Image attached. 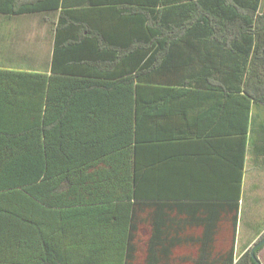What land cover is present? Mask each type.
<instances>
[{
  "label": "trees",
  "instance_id": "trees-1",
  "mask_svg": "<svg viewBox=\"0 0 264 264\" xmlns=\"http://www.w3.org/2000/svg\"><path fill=\"white\" fill-rule=\"evenodd\" d=\"M263 1L0 0L3 15H49L54 32L50 76L2 71L17 88L14 99L0 101V264H124L144 226L164 222L161 206L173 197L163 167L146 163L145 141L138 137V82L155 72H178L179 86L193 94L224 95L229 110L241 93L243 112L250 110L249 99L264 106ZM105 30L134 31L149 59L138 69L143 53L130 52L125 59L132 67L112 74L120 77L112 86L113 108L130 111L128 126L107 138L76 132L72 142L55 112L76 100L63 93L58 98L52 86L62 75H86L81 63L60 72L58 57L105 55L108 49L93 42L104 39L99 34ZM69 37L74 42L64 46ZM187 55L195 61L181 63ZM156 56L163 58L160 64H154ZM221 78L223 83H212ZM79 100L90 104L86 94ZM233 193L224 199L226 208H212L209 222L197 221L210 245H220L219 261L209 264H234L239 181Z\"/></svg>",
  "mask_w": 264,
  "mask_h": 264
},
{
  "label": "crops",
  "instance_id": "crops-1",
  "mask_svg": "<svg viewBox=\"0 0 264 264\" xmlns=\"http://www.w3.org/2000/svg\"><path fill=\"white\" fill-rule=\"evenodd\" d=\"M50 22V16L43 14H0V101L14 99L17 87L10 80L9 72L50 76L54 33ZM87 34V31L81 32L80 39ZM99 35L104 39L93 42L101 46V50L108 49L105 55L89 51V55L77 52L64 54V59L61 55L58 57L56 68L60 72L70 64L81 63L79 68L86 75H62L56 79L55 87L52 86V93L58 98L63 93L69 96L67 100H76L74 106L69 107L67 103L66 109L55 112L57 125L65 123V134L72 137V142H75L76 132L78 136L84 133L93 139L98 134L107 138L128 126L125 115L130 111L123 106L119 111L113 108L112 86L120 77L114 78L112 74L119 76L122 69L132 67L129 57L125 59L130 52L143 53L142 61L137 58L138 69L149 59L144 55L146 46L138 45L140 36L134 31L105 30ZM69 39L63 42L64 46L74 42ZM134 39L137 45L132 44ZM207 49L202 52H212ZM156 57H153L154 64H160L163 58ZM195 59L196 56L187 55L181 63ZM173 62L175 58L171 57L168 66ZM178 76V72H155L151 79L142 78L138 82L135 120L138 137L145 141L146 163L163 167L170 183L169 194L173 197L166 203L168 206H161L164 222L144 226L143 238L138 241L136 251L126 253L124 264L219 261L220 245L216 242L210 245L205 239L209 235L197 221L209 222L210 213L216 207L226 208L229 202L224 199L236 196L233 193L236 181H239L240 194L234 263L238 258V245L243 243L245 252L264 233V106L249 99L250 110L243 112L238 105L242 102L241 93L233 99L235 104L229 110L226 96L190 93L189 87L179 86ZM223 81L221 78L212 83ZM85 94L90 104L81 105L79 99ZM157 194L153 193L152 197ZM210 199H218V202ZM240 222L244 226V237L238 234ZM155 230L157 233H153Z\"/></svg>",
  "mask_w": 264,
  "mask_h": 264
},
{
  "label": "flooded vegetation",
  "instance_id": "flooded-vegetation-1",
  "mask_svg": "<svg viewBox=\"0 0 264 264\" xmlns=\"http://www.w3.org/2000/svg\"><path fill=\"white\" fill-rule=\"evenodd\" d=\"M253 245H251L249 248H247L245 252L239 254L238 258L234 264H256L255 261L253 260L252 256H251V250H252ZM248 252L250 253L251 259H250V257H247L244 259L245 255ZM255 254H256V257L259 259V261H261V263L263 264L264 263V245L261 246L260 248H258L256 250Z\"/></svg>",
  "mask_w": 264,
  "mask_h": 264
},
{
  "label": "water",
  "instance_id": "water-1",
  "mask_svg": "<svg viewBox=\"0 0 264 264\" xmlns=\"http://www.w3.org/2000/svg\"><path fill=\"white\" fill-rule=\"evenodd\" d=\"M263 245H264V237L259 239L252 247L251 256H252V258H253V260L255 261L256 264H262L261 261H259V259L256 257L255 252H256V250L258 248H260Z\"/></svg>",
  "mask_w": 264,
  "mask_h": 264
},
{
  "label": "rangeland",
  "instance_id": "rangeland-1",
  "mask_svg": "<svg viewBox=\"0 0 264 264\" xmlns=\"http://www.w3.org/2000/svg\"><path fill=\"white\" fill-rule=\"evenodd\" d=\"M262 9H263V11H264V1H263V4H262ZM241 216H243V214L241 215ZM242 219V218H241ZM240 226H239V231H238V234H239V236H241V237H244L245 236V230H244V226H243V224H242V222H240ZM254 244V243H253ZM252 244V245H253ZM239 247H238V255L239 254H241L242 252H243V250L245 249V246H244V244L243 243H240L239 245H238ZM264 264V263H263Z\"/></svg>",
  "mask_w": 264,
  "mask_h": 264
}]
</instances>
